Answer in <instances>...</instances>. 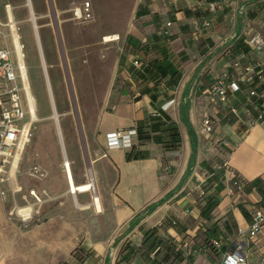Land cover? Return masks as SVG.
Instances as JSON below:
<instances>
[{
  "label": "crops",
  "instance_id": "1",
  "mask_svg": "<svg viewBox=\"0 0 264 264\" xmlns=\"http://www.w3.org/2000/svg\"><path fill=\"white\" fill-rule=\"evenodd\" d=\"M263 2L138 0L132 21L119 29V40L111 43L121 47V52L92 138L94 150L99 149L102 154V158L94 162L93 189L73 193L67 180L68 191L75 195L73 204L69 198L67 200L72 213H75L73 205L88 211L94 209L109 216L114 224L110 237L113 241L108 242V237L93 239L85 235L82 247L87 257L84 264H140L135 258L118 261L122 244L118 241L113 245V242L123 235L121 239L140 245L143 231L152 227H156L157 235L170 237L178 243L182 239L193 243V256H197L193 261L183 259V264H211L213 258L218 264L225 245L234 240H243L249 250L263 255L264 228L254 239L248 238L246 232L251 219L249 213L255 208H264L261 200L264 194L258 188L245 185L246 201L242 206L248 216L244 215L233 197L226 195L228 181L222 172L215 170L214 159L218 155L227 161L230 170L248 182L258 178L264 180V123L251 125L243 131L237 118L229 112V106L241 97H231L228 104H221L209 102L206 94L208 85L216 77L234 73L235 61L244 63L251 54L246 40L264 26ZM36 40L39 47L38 38ZM0 45L5 44L0 40ZM12 47L13 44L9 48ZM134 59L139 60L138 65L134 64ZM34 105L36 113L35 99ZM204 111L213 117L212 133L204 131L200 124ZM169 122H174L179 130L181 142L177 149L167 150L152 138L158 134L156 130L151 131L153 126ZM129 127L142 128L151 138L140 141L136 134L131 146L111 147L108 134ZM218 141L225 149L216 147ZM133 147L135 156L128 160L126 153ZM193 148L195 159L191 164ZM17 168L11 169L10 181L0 184L3 192L2 186L10 193L20 191ZM187 169L190 173L180 183ZM204 182L207 183L205 196H214L217 200L208 217L201 214L206 199L200 198L196 191ZM32 189L41 198L40 202L29 193ZM87 192L92 199L81 205L76 197L78 194L87 197ZM25 196L32 201L28 200L17 209L25 208L29 215L24 221L14 213L16 217L11 224H28L37 206L46 200L43 192L35 188H28ZM159 200L163 202L129 231L130 221ZM71 211L65 214L66 219L51 215L46 221L45 229L49 227L46 240L38 227L29 230L12 227L11 231L0 235L3 239L0 241V264L75 263L71 255L75 236L69 239L66 232L71 227ZM88 211L85 212L88 214ZM61 219L66 225L61 226ZM52 238L56 241L52 242ZM213 240L220 242V247L213 246L218 249V256L211 253ZM250 241L256 246H250ZM248 260L250 264H258L256 259L248 257ZM259 263L264 264V258Z\"/></svg>",
  "mask_w": 264,
  "mask_h": 264
},
{
  "label": "rangeland",
  "instance_id": "2",
  "mask_svg": "<svg viewBox=\"0 0 264 264\" xmlns=\"http://www.w3.org/2000/svg\"><path fill=\"white\" fill-rule=\"evenodd\" d=\"M86 2L90 4L91 16L76 14ZM137 2L138 0H0L1 43L9 47L12 44L23 45L30 93L36 102L29 141L16 170L17 185L21 189L10 193L6 186H2L5 192L0 188L1 236L11 231L12 227L16 230L38 227L43 231L46 240L49 227L45 229V226L51 215L66 219L67 213L72 209L75 195L68 191L63 167L65 157L69 158L75 183L89 179L87 168L96 172L94 162L95 159L102 158V154L99 149L94 150L95 143L92 138L99 113L110 93L111 81L121 52V47L111 44L113 41L105 42L103 38L115 34L118 35L116 40H119V29L132 21ZM6 5H9V16ZM261 19H264V15ZM259 29L256 32H264V26ZM36 38L39 40V47ZM27 119L26 114L24 120ZM202 132L207 138V133L203 130ZM216 147L225 149L219 141L216 142ZM222 161L216 155V171L221 172L216 168ZM35 165L40 167L42 176L31 175ZM206 184L204 182L201 185L204 190L207 189ZM28 188L42 191L46 200L37 206L35 216L28 224H11V220L16 217L11 211L28 200L32 201L25 196ZM196 191L200 198L205 197L206 191L203 195L199 194L198 188ZM87 194V197L78 194L77 202L81 205L88 203L92 195L90 192ZM68 198L70 206L67 205ZM235 202L237 204L242 201L235 199ZM73 207L75 213L71 211L69 215L71 227L66 231L69 239L75 236L71 255L83 248L85 235L93 239L108 237V242L113 241L110 237L114 224L109 216L102 212L97 213L94 209L88 211L77 205ZM85 211H88L90 216ZM227 215L228 220H231L230 213L227 212ZM62 219L61 226L66 225ZM145 236L140 245H132L141 249H134L128 261L135 258L139 259L140 264H183V259L187 262L193 261L197 256L187 255L182 251L180 242L170 237L155 235L152 229H149ZM51 240L56 241L55 238ZM0 241L3 242V239ZM119 242L128 247L131 244L127 239H120ZM258 242L260 243V240ZM253 245L256 246L250 241V246ZM210 247L212 255L218 256V249L213 245ZM246 253L249 258L256 259L260 264L263 255H259L256 250L253 253L249 247H246ZM80 256L84 259L83 254ZM210 261L211 264H216L214 258ZM73 264L82 263L76 260Z\"/></svg>",
  "mask_w": 264,
  "mask_h": 264
},
{
  "label": "built area",
  "instance_id": "3",
  "mask_svg": "<svg viewBox=\"0 0 264 264\" xmlns=\"http://www.w3.org/2000/svg\"><path fill=\"white\" fill-rule=\"evenodd\" d=\"M8 6L6 5V11L9 16ZM76 14L90 17L89 2L79 8ZM9 24H11L10 20ZM169 24L170 22L167 23ZM9 27L11 29L12 24ZM246 42L251 49L247 60L244 63L236 60L235 72L216 77L206 90L209 102L228 104L231 97H241L236 104L229 106V112L237 118L240 128L242 125L248 128L254 124L264 123V32L252 33ZM13 45V48L0 45V80L2 81L0 84V184L10 181L11 169H16L18 166L22 152L29 141L30 129L35 119L34 98L29 90L23 45L20 43L19 46ZM133 62L135 65L139 64L138 59H134ZM26 114L28 119L24 120ZM153 115H159V113ZM201 125L202 129L208 133L214 131V120L208 111H204ZM136 134L135 127L118 128L108 134L109 144L111 147H129ZM216 169L221 170L222 175L228 181L226 195L233 197L234 200L245 202L243 178L230 170L225 160L217 164ZM31 175L39 177L43 175V172L39 166L35 165L32 167ZM198 190L200 195L205 194L201 186ZM29 193L35 201H41L35 190L32 189ZM261 200L264 201V197ZM11 212L24 221L29 215L25 208H16ZM251 212L246 234L248 238L254 239L257 238L264 225V208H255ZM212 245L220 247L219 240H213ZM180 246L187 255H193L195 252L193 243L189 240L182 239ZM218 264H250L244 241L228 242Z\"/></svg>",
  "mask_w": 264,
  "mask_h": 264
},
{
  "label": "trees",
  "instance_id": "4",
  "mask_svg": "<svg viewBox=\"0 0 264 264\" xmlns=\"http://www.w3.org/2000/svg\"><path fill=\"white\" fill-rule=\"evenodd\" d=\"M137 129V137L140 141H144L147 139L151 138V135L149 132L144 131L142 128H136ZM242 129L243 131H245L247 129V127L245 125H242ZM158 131V134L154 135L152 138L155 142L157 143H161L165 149L167 150H171V149H177L180 146V142H181V137L179 134V130L177 125L174 122H169L168 124L164 125V126H153L151 131ZM134 147L126 153V158L128 160H130L133 156H135V152H134ZM195 159V150L193 148V151L191 153V157H190V162L191 164L194 162ZM190 173V169H187V171L185 172V175L181 178L180 183L184 182V180L186 179V177L189 175ZM245 182V185L250 188L255 187L256 189L258 188L259 191H263L264 194V180L262 179H255L253 181L248 182L247 180L243 179ZM263 182V183H262ZM262 194V195H263ZM205 204L201 210V214L204 217H208L210 215L211 210L215 207V205L217 204V200L215 199L214 196H205ZM163 202V200H159L157 202L151 203L149 206H147V208L141 212L138 213L137 216H135L129 224V231L135 226L137 225V223L140 221V219L145 216V215H149L157 205L161 204ZM238 206L241 207V211L243 212L244 215L248 216V211L246 209L243 208L242 206V202H238L237 203ZM252 213V212H251ZM251 213H249L250 218H251ZM171 223V222H170ZM152 229L153 231H155V235L157 230L156 227H152L149 228ZM149 229L144 230L143 232V238L145 239V235L147 234V232L149 231ZM123 237V235L118 236L117 238H115L113 245H116V243ZM143 240V239H142ZM133 244H130L129 247L122 245L121 249L119 251V260L118 261H126L130 258V254L135 250H140V247H134L132 246ZM182 249V248H181ZM183 251V249H182ZM184 252V251H183ZM80 253V254H79ZM81 254H83L84 259L81 258ZM72 256L79 261V263L84 264L85 263V259L87 257V253L83 250V248H79L77 251H75V254H72ZM82 260V261H81ZM66 264V263H64Z\"/></svg>",
  "mask_w": 264,
  "mask_h": 264
},
{
  "label": "bare ground",
  "instance_id": "5",
  "mask_svg": "<svg viewBox=\"0 0 264 264\" xmlns=\"http://www.w3.org/2000/svg\"><path fill=\"white\" fill-rule=\"evenodd\" d=\"M117 38H118V35L110 34V35H106L103 38V41H105V42L112 41V40H115ZM14 41L17 43V39L16 38H14ZM33 116H34V114H33ZM34 118H35V116H34ZM59 137H60V140H61L62 139L61 132H60V136ZM63 167H64V171H65L66 176H67V180H68L69 185H70V191L71 192L76 193V192L89 191V190L93 189V186H94L93 185V180L94 179H93L92 169L91 168H87V170H86L87 173L90 175L89 179L86 182L76 184L74 182V180H73V175H72V171H71V164H70V162H69V160L67 158L64 159ZM94 195H95V197L97 199L96 192H94Z\"/></svg>",
  "mask_w": 264,
  "mask_h": 264
}]
</instances>
